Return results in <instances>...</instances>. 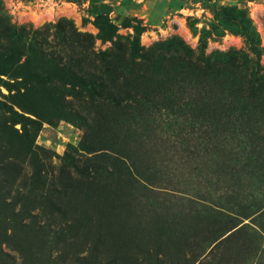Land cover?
I'll return each instance as SVG.
<instances>
[{
	"label": "rangeland",
	"instance_id": "374dc122",
	"mask_svg": "<svg viewBox=\"0 0 264 264\" xmlns=\"http://www.w3.org/2000/svg\"><path fill=\"white\" fill-rule=\"evenodd\" d=\"M0 264H264V0H0Z\"/></svg>",
	"mask_w": 264,
	"mask_h": 264
}]
</instances>
